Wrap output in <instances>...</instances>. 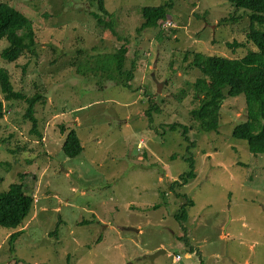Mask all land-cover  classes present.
<instances>
[{"label":"rangeland","instance_id":"obj_1","mask_svg":"<svg viewBox=\"0 0 264 264\" xmlns=\"http://www.w3.org/2000/svg\"><path fill=\"white\" fill-rule=\"evenodd\" d=\"M0 1L15 9L0 68L15 89L41 94L35 132L27 102L6 99L0 85V192L19 173L34 196L21 225L0 226V264H264V153L232 137L244 95L222 99L217 130L203 131L191 112L194 81L208 68L195 54L255 48L248 10L229 0H104L112 32L90 0ZM168 1L158 25L136 30L143 6ZM10 44L23 47L12 62L1 56ZM121 44L132 78L76 70ZM172 123L189 126V140ZM70 129L81 145L72 157L61 150ZM190 155L197 177L169 189L190 171ZM187 197L195 203L185 209Z\"/></svg>","mask_w":264,"mask_h":264},{"label":"trees","instance_id":"obj_2","mask_svg":"<svg viewBox=\"0 0 264 264\" xmlns=\"http://www.w3.org/2000/svg\"><path fill=\"white\" fill-rule=\"evenodd\" d=\"M97 5L96 11H90V14L96 19L97 24L109 28L112 32H116L112 13L104 6V0H90ZM236 9H244L249 11V30L246 33L247 42H251L255 48L248 49L247 52L238 58H229L218 54L203 57L201 54H195L197 67L202 66L204 60L207 62L205 73L197 76L193 84V94L198 100V104L191 108L193 115L198 117L200 128L205 131H213L218 128V120L220 117L221 101L226 96H235L240 93L245 98V118L237 123L232 129V137L245 140L248 149L253 154L264 153V0H229ZM171 6V2H164L156 6H143L140 9L141 21L137 26V31L146 26H154L160 23V19L165 17L166 11ZM15 18V9L7 2L0 1V42L10 32L12 22ZM127 48L121 44L112 52H99L94 54L92 65L89 66L88 61L79 63V66L85 68H76L77 71L83 73L89 69L94 74L102 78L115 79L119 75L125 74L127 79L132 78L134 70V62L127 70L125 69V54ZM23 52V47L18 44H10L2 49L1 56L5 61H15ZM84 70V71H81ZM99 78L97 79V81ZM99 82V81H98ZM128 82L126 83V85ZM0 85L6 99L20 98L27 102L24 116L32 121L33 130L37 132V119L33 114V105L41 96L40 93L27 95L21 90L15 89L10 78L3 68H0ZM3 103L0 101V115ZM157 106L151 104L144 109V113L149 115L150 110L156 109ZM179 126L184 129V135L189 140V126L182 123H172L169 125L171 129ZM194 143H191L193 145ZM62 152L69 157L75 156L81 150L78 137L73 129H70L65 136L61 145ZM191 166L190 171L183 172L172 180L168 186L173 189L176 186H185L191 180L197 177L195 169V159L192 155L187 157ZM19 181L11 182L7 190L0 192V226L15 229L22 224L25 216L28 214L34 196L31 191L24 190L23 178L24 174H19ZM175 194H182L175 191ZM185 194V193H184ZM194 199L187 197L181 207L186 209L187 204L193 205ZM174 214V212H173ZM19 231L10 234V240L17 235ZM184 239V237H181ZM194 246L189 250L194 252Z\"/></svg>","mask_w":264,"mask_h":264},{"label":"water","instance_id":"obj_3","mask_svg":"<svg viewBox=\"0 0 264 264\" xmlns=\"http://www.w3.org/2000/svg\"><path fill=\"white\" fill-rule=\"evenodd\" d=\"M158 83H159V82H158ZM158 83L156 84V86L158 85ZM129 229H133V228L129 227ZM159 252H162V250H158V251L153 252L152 254L148 255V258L151 259L154 255H156V254L159 253Z\"/></svg>","mask_w":264,"mask_h":264},{"label":"built area","instance_id":"obj_4","mask_svg":"<svg viewBox=\"0 0 264 264\" xmlns=\"http://www.w3.org/2000/svg\"><path fill=\"white\" fill-rule=\"evenodd\" d=\"M170 22H168V21H165V22H162L161 23V26H165V24H169ZM35 199H36V197H35ZM179 258V256L178 255H176L175 256V259H178Z\"/></svg>","mask_w":264,"mask_h":264},{"label":"crops","instance_id":"obj_5","mask_svg":"<svg viewBox=\"0 0 264 264\" xmlns=\"http://www.w3.org/2000/svg\"><path fill=\"white\" fill-rule=\"evenodd\" d=\"M129 228V227H128Z\"/></svg>","mask_w":264,"mask_h":264}]
</instances>
